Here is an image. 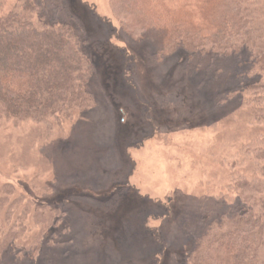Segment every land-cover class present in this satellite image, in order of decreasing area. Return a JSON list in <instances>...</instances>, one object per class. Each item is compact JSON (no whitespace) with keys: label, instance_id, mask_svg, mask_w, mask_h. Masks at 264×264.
Listing matches in <instances>:
<instances>
[{"label":"rangeland","instance_id":"rangeland-1","mask_svg":"<svg viewBox=\"0 0 264 264\" xmlns=\"http://www.w3.org/2000/svg\"><path fill=\"white\" fill-rule=\"evenodd\" d=\"M35 1L87 39L92 102L49 124L0 118V264H185L221 201L264 197L243 187L264 179V92L238 99L232 78L157 59L158 36L127 33L112 0ZM244 3L264 38V0Z\"/></svg>","mask_w":264,"mask_h":264},{"label":"trees","instance_id":"trees-1","mask_svg":"<svg viewBox=\"0 0 264 264\" xmlns=\"http://www.w3.org/2000/svg\"><path fill=\"white\" fill-rule=\"evenodd\" d=\"M112 1L127 33L158 36L157 59L181 53L183 70L202 75L201 83L232 78L230 91L238 99L246 90L264 92V72L251 80V69L239 68L248 59L264 64V38L249 28L246 0ZM86 44L74 23L51 19L35 0H19L0 17V118L49 124L87 109L92 96L86 83L95 64ZM243 187L264 194V179ZM221 202L219 213L202 218L185 264H264V197Z\"/></svg>","mask_w":264,"mask_h":264}]
</instances>
